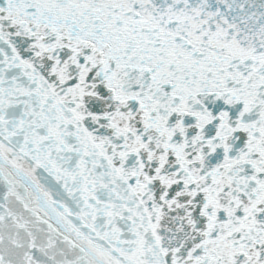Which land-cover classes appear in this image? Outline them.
<instances>
[{
  "label": "snow or ice",
  "instance_id": "obj_1",
  "mask_svg": "<svg viewBox=\"0 0 264 264\" xmlns=\"http://www.w3.org/2000/svg\"><path fill=\"white\" fill-rule=\"evenodd\" d=\"M0 264H264V0H0Z\"/></svg>",
  "mask_w": 264,
  "mask_h": 264
}]
</instances>
